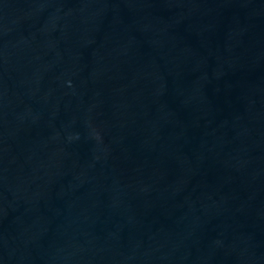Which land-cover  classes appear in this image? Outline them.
<instances>
[{
  "label": "water",
  "instance_id": "water-1",
  "mask_svg": "<svg viewBox=\"0 0 264 264\" xmlns=\"http://www.w3.org/2000/svg\"><path fill=\"white\" fill-rule=\"evenodd\" d=\"M0 264H264V0H0Z\"/></svg>",
  "mask_w": 264,
  "mask_h": 264
}]
</instances>
